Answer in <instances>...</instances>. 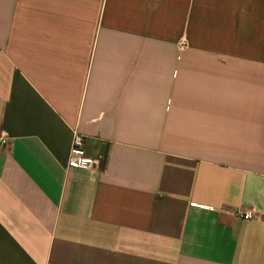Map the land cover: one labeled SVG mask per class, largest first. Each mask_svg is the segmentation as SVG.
I'll return each instance as SVG.
<instances>
[{"label": "crops", "instance_id": "1", "mask_svg": "<svg viewBox=\"0 0 264 264\" xmlns=\"http://www.w3.org/2000/svg\"><path fill=\"white\" fill-rule=\"evenodd\" d=\"M0 132V264H264V0H0Z\"/></svg>", "mask_w": 264, "mask_h": 264}, {"label": "built area", "instance_id": "2", "mask_svg": "<svg viewBox=\"0 0 264 264\" xmlns=\"http://www.w3.org/2000/svg\"><path fill=\"white\" fill-rule=\"evenodd\" d=\"M9 140V136L5 132H0V150L8 146ZM101 164L102 159H98L87 152L85 135L76 130L72 138L67 166L92 170L100 167ZM237 213L245 219H251L253 217V211L250 210Z\"/></svg>", "mask_w": 264, "mask_h": 264}, {"label": "water", "instance_id": "3", "mask_svg": "<svg viewBox=\"0 0 264 264\" xmlns=\"http://www.w3.org/2000/svg\"><path fill=\"white\" fill-rule=\"evenodd\" d=\"M103 162V161H102Z\"/></svg>", "mask_w": 264, "mask_h": 264}]
</instances>
